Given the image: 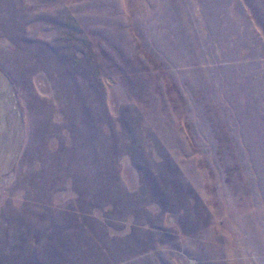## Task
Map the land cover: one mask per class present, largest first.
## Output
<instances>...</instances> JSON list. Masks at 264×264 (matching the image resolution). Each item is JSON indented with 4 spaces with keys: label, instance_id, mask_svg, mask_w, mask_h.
Instances as JSON below:
<instances>
[{
    "label": "rangeland",
    "instance_id": "1",
    "mask_svg": "<svg viewBox=\"0 0 264 264\" xmlns=\"http://www.w3.org/2000/svg\"><path fill=\"white\" fill-rule=\"evenodd\" d=\"M0 264H264V0H0Z\"/></svg>",
    "mask_w": 264,
    "mask_h": 264
}]
</instances>
